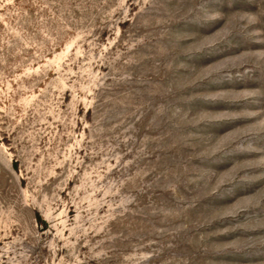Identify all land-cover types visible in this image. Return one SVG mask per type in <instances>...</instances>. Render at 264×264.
Here are the masks:
<instances>
[{
    "label": "rangeland",
    "instance_id": "374dc122",
    "mask_svg": "<svg viewBox=\"0 0 264 264\" xmlns=\"http://www.w3.org/2000/svg\"><path fill=\"white\" fill-rule=\"evenodd\" d=\"M0 264H264V0H0Z\"/></svg>",
    "mask_w": 264,
    "mask_h": 264
}]
</instances>
